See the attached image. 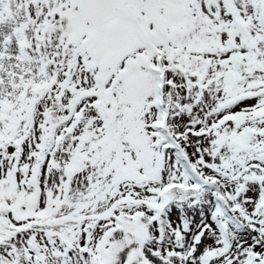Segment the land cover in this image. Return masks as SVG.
I'll list each match as a JSON object with an SVG mask.
<instances>
[{"label":"snow or ice","instance_id":"snow-or-ice-1","mask_svg":"<svg viewBox=\"0 0 264 264\" xmlns=\"http://www.w3.org/2000/svg\"><path fill=\"white\" fill-rule=\"evenodd\" d=\"M0 264H264V0H0Z\"/></svg>","mask_w":264,"mask_h":264}]
</instances>
